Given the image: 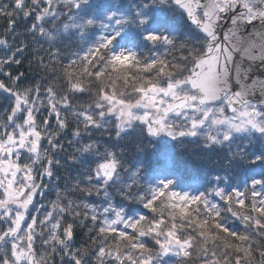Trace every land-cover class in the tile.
I'll return each mask as SVG.
<instances>
[{
  "label": "snow or ice",
  "instance_id": "6c2138e0",
  "mask_svg": "<svg viewBox=\"0 0 264 264\" xmlns=\"http://www.w3.org/2000/svg\"><path fill=\"white\" fill-rule=\"evenodd\" d=\"M0 18V264H264V0H0ZM132 138L224 172L184 183L170 153L128 161Z\"/></svg>",
  "mask_w": 264,
  "mask_h": 264
},
{
  "label": "trees",
  "instance_id": "16d2710c",
  "mask_svg": "<svg viewBox=\"0 0 264 264\" xmlns=\"http://www.w3.org/2000/svg\"><path fill=\"white\" fill-rule=\"evenodd\" d=\"M22 22V21H21ZM31 23V21H29ZM7 28V18H0V35H2ZM19 31V29H18ZM5 53L0 51V57L4 56ZM31 59V55L28 54V57L24 60L23 67L20 68V71L26 73L25 82H34L35 80L41 79L42 73L37 71L35 65L29 67V60ZM17 66L12 65L11 69L14 74ZM6 80V77H0ZM80 103H84L85 101H79ZM6 107V104L3 100H0V110ZM144 146L146 147L145 152L138 153L136 151V141L135 138L126 139L121 142V145L126 153V158L128 161H133L136 158L144 159L146 163L155 164L161 157V153H170L176 165V170L180 177L182 178L184 183L187 184H196L200 180L203 179L204 174L207 172L208 174H223V161L219 160V158L211 153H202L195 145H187L181 151V149L177 148L175 150L164 146L159 148L158 150H153L150 145H147V141H143ZM219 160V162H218ZM231 174V173H230ZM60 175L63 177L65 175V171L63 169L60 170ZM75 175V172L72 173ZM61 188H63V180H61L60 184ZM55 199V192L48 191L43 197L37 195L34 202L35 206L39 208L41 205L48 206L50 200ZM95 197H93V200Z\"/></svg>",
  "mask_w": 264,
  "mask_h": 264
},
{
  "label": "water",
  "instance_id": "95a60500",
  "mask_svg": "<svg viewBox=\"0 0 264 264\" xmlns=\"http://www.w3.org/2000/svg\"><path fill=\"white\" fill-rule=\"evenodd\" d=\"M254 75L264 77V73L257 71Z\"/></svg>",
  "mask_w": 264,
  "mask_h": 264
},
{
  "label": "rangeland",
  "instance_id": "374dc122",
  "mask_svg": "<svg viewBox=\"0 0 264 264\" xmlns=\"http://www.w3.org/2000/svg\"><path fill=\"white\" fill-rule=\"evenodd\" d=\"M36 198V197H35Z\"/></svg>",
  "mask_w": 264,
  "mask_h": 264
}]
</instances>
